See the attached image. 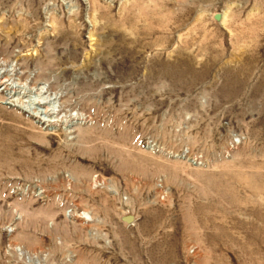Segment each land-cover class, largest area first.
<instances>
[{"label": "rangeland", "instance_id": "1", "mask_svg": "<svg viewBox=\"0 0 264 264\" xmlns=\"http://www.w3.org/2000/svg\"><path fill=\"white\" fill-rule=\"evenodd\" d=\"M0 264H264V0H0Z\"/></svg>", "mask_w": 264, "mask_h": 264}, {"label": "bare ground", "instance_id": "2", "mask_svg": "<svg viewBox=\"0 0 264 264\" xmlns=\"http://www.w3.org/2000/svg\"><path fill=\"white\" fill-rule=\"evenodd\" d=\"M36 97H38V96L36 95ZM31 98H32V97H31ZM35 100H36V99H35ZM42 100H44V99H42ZM32 105H34V99H31V100L29 99V103H28L27 107H28V106L30 107V106H32ZM38 105H39V104H38ZM50 106H51V104H50ZM50 106H49V107H50ZM35 107H36V106H35ZM46 109H47V108H46ZM46 109H45V107H44V109H43L42 111L39 110V113H43V116H46V114H48V112H47L48 109H47V110H46ZM51 109H52V108H51ZM35 110H37V108H36ZM49 111H51V110H49ZM50 113H51V112H50Z\"/></svg>", "mask_w": 264, "mask_h": 264}]
</instances>
